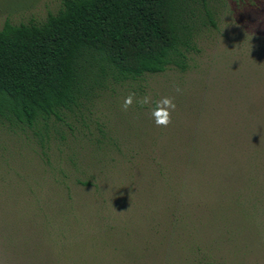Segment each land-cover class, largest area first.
Wrapping results in <instances>:
<instances>
[{
    "label": "rangeland",
    "instance_id": "374dc122",
    "mask_svg": "<svg viewBox=\"0 0 264 264\" xmlns=\"http://www.w3.org/2000/svg\"><path fill=\"white\" fill-rule=\"evenodd\" d=\"M191 1L186 72L107 83L47 130L0 126V264H264V0ZM61 7L0 0V30Z\"/></svg>",
    "mask_w": 264,
    "mask_h": 264
},
{
    "label": "trees",
    "instance_id": "16d2710c",
    "mask_svg": "<svg viewBox=\"0 0 264 264\" xmlns=\"http://www.w3.org/2000/svg\"><path fill=\"white\" fill-rule=\"evenodd\" d=\"M193 2L62 0L59 12L42 23L6 22L0 30V126L47 130L51 119L75 113L107 83L170 68L186 72L199 52Z\"/></svg>",
    "mask_w": 264,
    "mask_h": 264
},
{
    "label": "clouds",
    "instance_id": "9594fccd",
    "mask_svg": "<svg viewBox=\"0 0 264 264\" xmlns=\"http://www.w3.org/2000/svg\"><path fill=\"white\" fill-rule=\"evenodd\" d=\"M177 92L180 91L178 87L175 89ZM135 99V93H129L125 98L122 108L124 111H127L133 104ZM151 101L150 96H144L142 99H139L137 103L143 107L144 105L149 104ZM154 107L151 110V116L154 120V123L157 127H168L171 122V113L175 111L176 105L174 103L173 97H163L159 101H155Z\"/></svg>",
    "mask_w": 264,
    "mask_h": 264
}]
</instances>
